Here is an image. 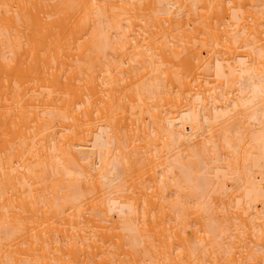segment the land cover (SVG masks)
<instances>
[{
	"label": "bare ground",
	"instance_id": "obj_1",
	"mask_svg": "<svg viewBox=\"0 0 264 264\" xmlns=\"http://www.w3.org/2000/svg\"><path fill=\"white\" fill-rule=\"evenodd\" d=\"M0 264H264V0H0Z\"/></svg>",
	"mask_w": 264,
	"mask_h": 264
}]
</instances>
